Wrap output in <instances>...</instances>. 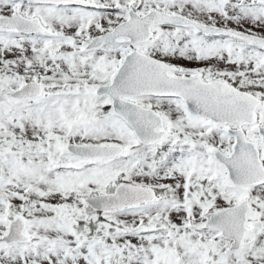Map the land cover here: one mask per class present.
Returning <instances> with one entry per match:
<instances>
[{
	"label": "rangeland",
	"instance_id": "1",
	"mask_svg": "<svg viewBox=\"0 0 264 264\" xmlns=\"http://www.w3.org/2000/svg\"><path fill=\"white\" fill-rule=\"evenodd\" d=\"M92 1L116 10L97 12L0 0V14L22 11L37 15L52 31L50 36L30 37L13 29L0 31V237L7 230L6 220L17 212L29 216L26 232L32 237L25 243L0 240V261L264 262V185L234 186L232 190L225 168L215 165L219 162L213 156L214 149L227 152L229 147L222 143L221 135L209 134L205 120L192 117L178 98L154 101L170 130L157 144L159 162L154 164L150 159L154 144H139L134 132L112 110L109 96L95 94L98 85L110 82L118 67L112 63L118 65L119 54L128 49L109 53L105 48H85L93 35L124 17L126 10H119L129 5L141 13L158 8L264 35V0ZM155 30L152 39L137 48L184 63L189 69L205 64L221 73L235 66H264V51L252 47L215 42L214 47L201 48L187 30L170 26ZM245 77L251 79L252 73ZM35 79L46 88L40 97L10 100L11 91ZM254 85L251 80L240 83L251 90ZM140 100L152 105L148 98ZM70 142L120 143L127 149L118 157L88 163L66 150ZM119 179L156 186L163 198L132 208L90 212L85 196L106 192ZM244 197L251 202L249 231L241 247L233 250L229 239L206 228L204 222L211 213Z\"/></svg>",
	"mask_w": 264,
	"mask_h": 264
},
{
	"label": "water",
	"instance_id": "2",
	"mask_svg": "<svg viewBox=\"0 0 264 264\" xmlns=\"http://www.w3.org/2000/svg\"><path fill=\"white\" fill-rule=\"evenodd\" d=\"M37 3L82 4L90 3L83 0H28ZM156 23L168 24H194L205 33L223 32L240 40L252 43L264 48V37L234 29L217 27L199 21H195L181 14H170L158 10H151L145 15L133 13L126 21L93 38L87 47L101 45L104 40L113 42V37L126 34L129 43L147 40L151 34V26ZM0 26L15 27L24 33L40 32L48 34L50 31L41 23L38 17L28 18L22 14L0 16ZM163 60L156 59L139 51H132L126 55L115 77L109 84L99 85L97 94H108L112 98L113 109L121 114L135 130L144 143H152L165 134L162 118L153 110L143 108L140 105L122 98L124 94L154 93L181 95L187 106L194 113L203 116L219 118L223 114L222 95L224 85L221 83L196 84L191 80H178L167 78V72L173 69ZM42 91L41 84L37 81L28 82L10 95L15 98L32 97ZM230 105V100H229ZM160 127V130H157ZM246 142V141H245ZM68 149L82 157L100 158L117 156L124 150L120 144H75L68 145ZM218 158L223 160L228 167L229 176L239 184L264 182V170L258 159L257 150L252 146L242 145L240 140L235 144L234 152L225 156L216 152ZM158 197L152 187L121 181L110 192L94 194L85 200L89 206L98 211L115 210L139 203L157 200ZM250 209L248 199L242 200L234 206L220 210L209 217L206 227L219 229L223 235L233 240L232 249H238L248 230L246 226L247 212ZM26 220L23 215L16 214L10 221L7 233L2 237L6 243L27 241L29 236L24 233ZM1 264V263H0ZM231 264H244L240 261H232ZM264 264V263H262Z\"/></svg>",
	"mask_w": 264,
	"mask_h": 264
},
{
	"label": "flooded vegetation",
	"instance_id": "3",
	"mask_svg": "<svg viewBox=\"0 0 264 264\" xmlns=\"http://www.w3.org/2000/svg\"><path fill=\"white\" fill-rule=\"evenodd\" d=\"M105 11H107L105 9ZM110 11V10H109ZM108 12V11H107ZM182 28H191L195 32V37L193 38L198 42V44L201 47H205L206 45H210L211 47H214L212 43H215L218 40H224L229 39L234 44L240 43L232 38H229L227 36H214V35H203L199 31H197L192 26H186ZM243 44V43H240ZM103 47L108 48H114L110 44L108 45L105 43L102 45ZM128 47L127 45H124ZM209 50L212 52L214 49L209 47ZM112 66H114V63H112ZM188 66V65H187ZM194 66L193 69H189L186 66H177L176 70L173 71V74L175 75H181V76H197L198 79L201 78L203 80H215L219 79L223 82L230 83L231 85L240 88L245 89L253 93L256 97L259 98V104L254 108L257 120L264 125V66H235L233 70L230 71H223L219 73L217 70H214L215 68L213 66H208L205 64H202L201 66ZM263 71V73H259ZM252 73V78L245 77V73ZM261 77L259 78V76ZM247 80H251L255 85L252 86L253 90L242 88L240 86L241 82H245ZM139 98H153V96L148 95H141ZM253 100L248 104L247 109L251 106ZM144 104V101H140ZM243 108V104H242ZM193 116V115H192ZM193 117H196L195 115ZM198 117V116H197ZM206 122V128L208 130V133H215L216 135H221L222 137V143L225 146L229 147V150L232 149V146L234 144L235 138H234V130L238 129L239 127L244 131L246 137L250 140H253L256 142L261 158L264 163V138L263 135L259 131V127L257 123H246L243 122L241 124H235V123H229V122H223V123H215L214 121L210 119H204ZM181 142V139H180ZM229 152V151H228ZM205 198L207 194L204 195Z\"/></svg>",
	"mask_w": 264,
	"mask_h": 264
}]
</instances>
